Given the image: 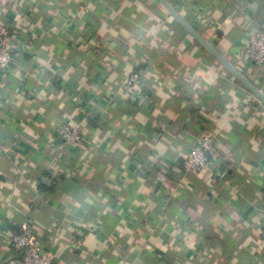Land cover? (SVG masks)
Here are the masks:
<instances>
[{
	"label": "crops",
	"instance_id": "obj_1",
	"mask_svg": "<svg viewBox=\"0 0 264 264\" xmlns=\"http://www.w3.org/2000/svg\"><path fill=\"white\" fill-rule=\"evenodd\" d=\"M165 1L264 95L242 51L264 0ZM0 9L16 35L0 71V264L25 226L51 264H264V103L159 0ZM66 120L79 149L58 140ZM203 131L216 155L185 172Z\"/></svg>",
	"mask_w": 264,
	"mask_h": 264
},
{
	"label": "built area",
	"instance_id": "obj_2",
	"mask_svg": "<svg viewBox=\"0 0 264 264\" xmlns=\"http://www.w3.org/2000/svg\"><path fill=\"white\" fill-rule=\"evenodd\" d=\"M0 9V71L5 70L12 58L15 30L2 20ZM245 57L255 65L264 67V28L250 35L242 46ZM139 82L138 72H132L122 89L125 93L133 92ZM58 140L64 147L79 149L83 143V135L78 126L66 120L58 128ZM216 155L211 133L203 131L194 146L182 158L181 167L185 172L200 173L205 170L210 160ZM6 244L15 255L11 264H51L53 252L39 246L34 231L29 227L11 234Z\"/></svg>",
	"mask_w": 264,
	"mask_h": 264
},
{
	"label": "water",
	"instance_id": "obj_3",
	"mask_svg": "<svg viewBox=\"0 0 264 264\" xmlns=\"http://www.w3.org/2000/svg\"><path fill=\"white\" fill-rule=\"evenodd\" d=\"M165 9L192 35L194 36L209 52H211L225 67H227L259 100L264 103V95L244 79L239 72L218 54L199 34L189 26L168 4L165 0H159Z\"/></svg>",
	"mask_w": 264,
	"mask_h": 264
},
{
	"label": "trees",
	"instance_id": "obj_4",
	"mask_svg": "<svg viewBox=\"0 0 264 264\" xmlns=\"http://www.w3.org/2000/svg\"><path fill=\"white\" fill-rule=\"evenodd\" d=\"M182 162V161H181Z\"/></svg>",
	"mask_w": 264,
	"mask_h": 264
}]
</instances>
